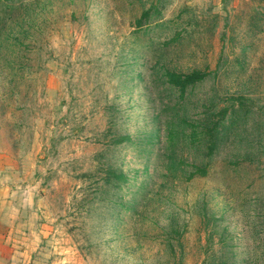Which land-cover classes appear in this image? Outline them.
<instances>
[{
	"label": "rangeland",
	"instance_id": "rangeland-1",
	"mask_svg": "<svg viewBox=\"0 0 264 264\" xmlns=\"http://www.w3.org/2000/svg\"><path fill=\"white\" fill-rule=\"evenodd\" d=\"M0 186L27 264H264V0H0Z\"/></svg>",
	"mask_w": 264,
	"mask_h": 264
},
{
	"label": "crops",
	"instance_id": "crops-1",
	"mask_svg": "<svg viewBox=\"0 0 264 264\" xmlns=\"http://www.w3.org/2000/svg\"><path fill=\"white\" fill-rule=\"evenodd\" d=\"M9 205L8 190L0 186V264H27V251L16 244L10 217L5 214Z\"/></svg>",
	"mask_w": 264,
	"mask_h": 264
},
{
	"label": "trees",
	"instance_id": "trees-1",
	"mask_svg": "<svg viewBox=\"0 0 264 264\" xmlns=\"http://www.w3.org/2000/svg\"><path fill=\"white\" fill-rule=\"evenodd\" d=\"M202 77H204L203 75H201L198 79H200V78H202ZM171 82H173V81H171ZM178 83H175V85H181V87H184L186 84H191V83H193V79L192 78H190V77H184V79L183 80H181L180 79V82L179 81H177ZM197 174H199V176H205V174H206V171H205V169L204 168H201V169H198V173Z\"/></svg>",
	"mask_w": 264,
	"mask_h": 264
}]
</instances>
